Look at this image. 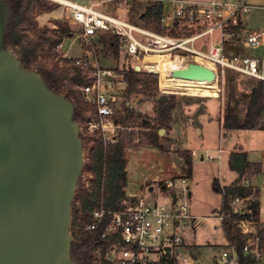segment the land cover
<instances>
[{
	"label": "built area",
	"instance_id": "built-area-1",
	"mask_svg": "<svg viewBox=\"0 0 264 264\" xmlns=\"http://www.w3.org/2000/svg\"><path fill=\"white\" fill-rule=\"evenodd\" d=\"M44 1L62 7L66 12L69 25L76 27L79 37L86 41L101 34L117 37L120 50L137 60L141 69L160 72L143 68L142 63L147 56L179 57L182 59L180 67L167 70L169 75L175 70L187 68L189 64H197L214 74L213 81L216 84L224 74L226 76L241 74L264 82V56H252L242 52L226 56L224 51L223 43L227 41L244 49L264 48V29L243 33L242 16L254 9L247 0H208L205 2L100 0L92 3L86 2L87 0ZM113 1L117 4L119 1L132 5L142 3L143 7L157 6L160 10L159 24L163 28H171L176 23L200 25L204 28L200 33L186 37L158 33L140 23V14L134 21H130L106 13L102 9L103 5ZM260 8L264 10V6ZM240 32H242L241 35ZM215 33L218 34V38L213 40ZM206 36H209L210 43L206 49H202L198 47L196 41ZM72 60L75 67L88 70L91 79L89 85L80 88L83 100L96 110L97 117L88 122V130L100 131L105 144L115 143L119 131L129 130V128L115 125L113 121L115 113L121 109L123 103L125 91L123 74L98 66L91 55ZM203 159H213V157L211 154H206ZM179 181L182 185L180 190L176 189L171 180L164 181L160 186V188L169 190L168 205L159 204V202L149 203L143 196H138L135 203L124 201L119 210L105 212L100 209L92 212L93 221L86 226L87 230H94L105 215L110 216V222L102 234L103 238L114 237V241L101 251L106 262L109 264H150L159 259L163 252L165 254L166 250L180 246L184 233L192 226L194 218L187 205L190 196L185 186L186 180ZM242 201L239 199L233 201L231 205L233 211L239 214L249 213L246 206L234 207L235 203ZM219 220L222 221L220 215ZM239 228L241 233L246 235L243 256L253 260V264H264V221L260 219L256 222L242 220ZM97 252L100 254L99 250ZM230 263H238L236 250L231 246L220 252L213 261V264Z\"/></svg>",
	"mask_w": 264,
	"mask_h": 264
},
{
	"label": "rangeland",
	"instance_id": "rangeland-1",
	"mask_svg": "<svg viewBox=\"0 0 264 264\" xmlns=\"http://www.w3.org/2000/svg\"><path fill=\"white\" fill-rule=\"evenodd\" d=\"M95 1L100 0H87L86 2L92 3ZM184 1L205 2L208 0ZM247 2L254 9L242 16L243 33L263 30L264 10L260 7L264 6V0H247ZM48 4L50 3L48 2ZM142 6V3L132 5L119 1V4H117V2L113 1L105 3L102 9L117 18L134 21L143 12V9L135 10V8H141ZM33 13L38 27L55 28L57 23H67L70 27L71 31L68 37L64 38L63 42L54 50L58 58H86L91 55L95 58L98 66L119 74H122L129 66L140 65L137 60L128 56L123 50H120L118 57L115 58L112 52L105 50L98 42V36L88 41L79 37V31L76 27L69 25L65 10L58 5H53L48 12L34 9ZM203 28L200 25L180 23L177 26L178 34L175 37L191 36L200 33ZM216 38H218L217 33L214 34L213 40H216ZM209 43V36L196 41L198 47L202 49H206ZM223 46L226 56L238 54L239 52L252 56H264L263 47L244 49L230 41L224 42ZM12 53L14 52L12 51ZM65 54H67L66 57ZM172 61L175 62L174 58H172ZM61 65L62 62H59V66ZM69 66L74 67L73 63ZM140 71L150 72L146 69H141ZM166 74L161 75V71L157 73V97L151 98L149 95L133 94L128 99L122 100L124 106L133 111L135 115V125H130L129 130L127 129L128 132H134L135 135L133 143L125 150V169L127 181H129L127 182L126 196L137 200V197L128 195L129 187L131 190L136 188L133 185L138 187L136 188L138 192H144V194L149 188L163 190L160 186L167 180L173 181L176 189L180 190L182 185L179 180L185 179L187 191L191 193L187 200V205L194 220L192 226L187 230L186 239L184 238L177 248L173 247L170 254L175 256L176 264H195L196 259H200L201 264H213V257L227 248L221 221L219 220L222 196L213 188V182L217 180L221 186H227L234 181L235 174L228 170L226 159L228 152L235 147H242L246 150L249 161L261 164V173L254 178L252 185L259 188L260 218L264 221V130L256 128L221 134L219 129L221 108L229 91V84L225 80V74L219 78L216 84L218 91L215 96L210 93L200 95L178 90H167L161 86L162 78H169L170 76L167 70ZM232 76H234L233 80H231L232 85L240 103L239 112L243 116L247 106V96L250 90L257 85L258 81L241 74ZM171 78L173 77L171 76ZM117 80L119 81V79ZM190 83L195 84L197 82L192 81ZM160 96H174L176 106L171 112L167 129H164V134L160 136V147L154 148L141 142V137L137 134L156 123L155 101ZM259 124L264 127V113L259 120ZM78 128L79 134L84 137L92 136L94 132L98 131L96 129L93 131L88 130V122L78 126ZM219 152L221 158L219 157ZM82 154V172L78 178L75 192L76 190L87 188L90 181V176L83 173L86 161V151L83 146ZM188 154L192 158L189 178L186 160ZM206 154H211L213 159H203ZM252 177L248 176L243 183L250 185ZM169 202V198L159 199V204L168 205ZM244 205L242 203L240 208ZM186 240L193 242V244H189ZM194 243L200 247H196ZM163 254L164 252L161 256ZM101 262L102 257L96 251L92 264H102ZM197 263L199 262L197 261Z\"/></svg>",
	"mask_w": 264,
	"mask_h": 264
},
{
	"label": "trees",
	"instance_id": "trees-1",
	"mask_svg": "<svg viewBox=\"0 0 264 264\" xmlns=\"http://www.w3.org/2000/svg\"><path fill=\"white\" fill-rule=\"evenodd\" d=\"M9 9L8 22L5 27L4 46L9 48L17 56L22 67L33 70L43 79L46 86L54 93L62 94L73 105V121L78 125H84L92 118H96V110L87 104L81 95L80 88L89 85L91 79L88 71L77 67H70L72 59L58 58L55 48L60 45L64 38L70 34L67 23H57L55 28L38 27L34 9L48 12L53 3L48 4L44 0H2ZM134 10V8H132ZM143 9L140 13V23L146 28L158 33H166L170 36L178 34L176 23L171 28H163L159 24L160 10L157 6L135 8ZM98 42L102 47L118 57L120 51L119 39L109 34L98 36ZM59 62L62 65L59 66ZM125 92L123 99H128L133 94L149 95L157 97L158 79L153 72L136 71L135 66H129L123 71ZM225 80L229 84V91L225 103L222 105L219 119L221 134L232 131L261 129L259 120L264 113V82L258 81L249 92L247 106L243 116L239 112L240 103L237 99L232 81ZM176 106L174 96H160L155 101L156 123L148 129L139 132L140 141L144 144L159 148L160 129H167L171 112ZM113 121L115 125L129 128L135 125L134 112L122 103ZM142 128V127H140ZM134 132L122 130L118 133L117 141L113 144H105L100 131L92 136L79 138L86 151V161L83 173L90 176L87 188L76 190L71 204V246L70 256L76 264H92L95 252L100 251L102 264H109L103 259L101 251L114 241V237L103 238L110 216L105 215L94 230H87L94 210L105 212L116 211L122 207V203H135L136 198L126 196L127 174L125 150L134 140ZM191 156L186 157L188 164V178L191 175ZM228 169L236 173L237 178L228 186H220L217 180L213 182V188L221 194L222 201L219 215L222 216L221 228L228 246L234 247L238 256V264H253L254 261L243 256V246L246 235L241 233L239 223L242 220H259V202L255 200L258 190L243 182L247 177L261 173L260 164H252L247 159V152L241 147H235L230 151ZM235 199H250L249 213L239 214L232 209ZM166 250L156 262L150 264H176V258Z\"/></svg>",
	"mask_w": 264,
	"mask_h": 264
},
{
	"label": "water",
	"instance_id": "water-1",
	"mask_svg": "<svg viewBox=\"0 0 264 264\" xmlns=\"http://www.w3.org/2000/svg\"><path fill=\"white\" fill-rule=\"evenodd\" d=\"M8 17L0 0V264H76L70 256L71 204L83 154L73 105L4 46ZM171 76L214 80L197 64Z\"/></svg>",
	"mask_w": 264,
	"mask_h": 264
},
{
	"label": "bare ground",
	"instance_id": "bare-ground-1",
	"mask_svg": "<svg viewBox=\"0 0 264 264\" xmlns=\"http://www.w3.org/2000/svg\"><path fill=\"white\" fill-rule=\"evenodd\" d=\"M153 60V61H152ZM174 61H172V58H169L168 56H155V57H149L147 56L142 66L144 68H148L151 70H157L161 71V75L166 74V70L169 69H177L179 68V64L181 63V58L175 57ZM167 75V74H166ZM171 76V75H170ZM162 84L165 89L171 90V91H181V92H188V93H197L200 95H205L206 93H210L212 96H215L217 94V85L213 82H204V81H194L197 82L195 84H191L190 80H185L182 78H162ZM166 81V82H165ZM168 82V83H167ZM165 83V84H164Z\"/></svg>",
	"mask_w": 264,
	"mask_h": 264
},
{
	"label": "crops",
	"instance_id": "crops-1",
	"mask_svg": "<svg viewBox=\"0 0 264 264\" xmlns=\"http://www.w3.org/2000/svg\"><path fill=\"white\" fill-rule=\"evenodd\" d=\"M241 24H242V27H243V23H242V20H241ZM244 28V27H243ZM242 148V147H241ZM243 149V148H242ZM246 151V150H245ZM247 152V151H246ZM229 154H230V152H228V155H227V159H226V163H227V168H228V158H229ZM219 157H220V152H219ZM221 158V157H220ZM247 159H248V152H247ZM191 161H192V159H191ZM249 161V160H248ZM250 163H252V164H259V163H257V162H251V161H249ZM261 165V164H260ZM229 170V169H228ZM230 171V170H229ZM230 172H232V171H230ZM232 173H234V172H232ZM235 174V179L237 178V175H236V173H234ZM257 175H255L254 177H252V179H251V186L254 188V189H257L258 190V195H257V197L255 198V200H257L258 202H259V199H258V197H259V188H257L256 186H254V185H252V181L254 180V178L256 177ZM235 179H234V181H235ZM233 181V182H234ZM129 182V181H128ZM233 182H231V183H233ZM230 183V184H231ZM248 183V182H247ZM220 184V183H219ZM229 184V185H230ZM246 185H248V184H246ZM134 187H136V188H138L137 186H135V185H133ZM221 186V185H220ZM228 186V185H227ZM136 188H133L134 190H131V188L129 187V190H128V195H130V196H132V197H138V196H143L144 197V199L146 200V202H149V203H154V202H159V199L161 200V199H165V198H167V196H168V194H169V190H166V189H163V190H159V189H154V188H149L148 190H147V192L144 194V192H138V190L136 189ZM136 189V190H135ZM189 196H191V193H189ZM245 201H248V202H245ZM242 203H244L245 205L244 206H246L247 208H248V210H249V208H250V199H246V200H243L242 202H238V203H235L234 204V207L235 208H240V205L242 204ZM236 205V206H235ZM243 206V207H244ZM242 207V208H243ZM259 207H260V205H259ZM259 219L261 220V218H260V211H259ZM263 221V220H262ZM187 230H189V228L187 229ZM187 230L185 231V233H184V238L186 239V233H187ZM187 241V240H186ZM189 244H193V242H190V241H187ZM225 244H226V249H223V251L224 250H227L228 249V243H227V241L225 240ZM194 245H196L195 243H194ZM198 245H196V247H197ZM198 247H200V246H198ZM222 252V251H221ZM220 253V252H219ZM219 253H217V255H215L214 257H213V260L218 256V254ZM197 261L199 262V263H197ZM195 263L196 264H201V260L200 259H196L195 260ZM230 264H235V263H230ZM236 264H238V263H236Z\"/></svg>",
	"mask_w": 264,
	"mask_h": 264
}]
</instances>
